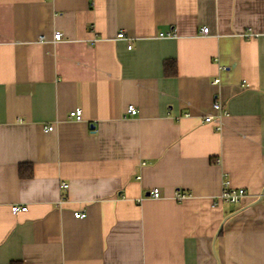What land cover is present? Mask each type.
<instances>
[{"label": "crops", "instance_id": "1", "mask_svg": "<svg viewBox=\"0 0 264 264\" xmlns=\"http://www.w3.org/2000/svg\"><path fill=\"white\" fill-rule=\"evenodd\" d=\"M263 192L264 0H0V264H264Z\"/></svg>", "mask_w": 264, "mask_h": 264}, {"label": "built area", "instance_id": "2", "mask_svg": "<svg viewBox=\"0 0 264 264\" xmlns=\"http://www.w3.org/2000/svg\"><path fill=\"white\" fill-rule=\"evenodd\" d=\"M201 31L202 33L204 34H208L210 29L206 26V25H203L201 27ZM159 36L160 37H163V38H172V37H177L179 36V30L177 29V27L175 26H172L171 28H168L166 30H161L159 32ZM43 37V36H42ZM63 37V34L60 33L59 31H56L54 33V41H57V40H60L62 39ZM118 37L119 38H125L127 39V36L124 32L120 31L118 33ZM132 47V44L131 42H129L128 44V48H131ZM215 83L219 82V78L215 79L214 81ZM222 103L219 102V101H215V103L213 104V109L216 110V111H221L223 108H222ZM128 113L131 115H134L137 113V107L134 105V104H130V106L128 107ZM69 117L70 119H74V120H81L82 119V109L81 108H76L74 110H72L69 114ZM205 120L206 121H211L212 120V117L210 115H206L205 116ZM54 129V126L52 125H47L44 127V130L45 131H51ZM61 186L62 188H67L68 187V183L63 181L61 183ZM149 196H152L154 198H159L161 196V191H159V189L157 187L155 188H152L149 190ZM189 194L186 192V191H183V190H180V189H177V192H176V199H183L185 197H187ZM248 196V191L242 187H231L229 185V182L228 180L225 178L224 180V187H223V191L222 193L220 194V197L219 199L224 201V202H227V203H230V204H235L237 202H239L242 198ZM260 199L264 200V192L259 196ZM27 206H19L18 204L17 205H13L11 207V210L14 212V213H17L18 211H25L27 210L26 209ZM74 216H76L77 218H85L87 216V211L86 210H76L75 213H74Z\"/></svg>", "mask_w": 264, "mask_h": 264}, {"label": "trees", "instance_id": "3", "mask_svg": "<svg viewBox=\"0 0 264 264\" xmlns=\"http://www.w3.org/2000/svg\"><path fill=\"white\" fill-rule=\"evenodd\" d=\"M168 64H169V62L166 63V68H167ZM170 65H171V68L174 69V72L176 73V61H173ZM21 173H22V170H21Z\"/></svg>", "mask_w": 264, "mask_h": 264}]
</instances>
